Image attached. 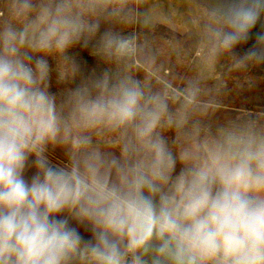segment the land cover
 I'll use <instances>...</instances> for the list:
<instances>
[{"label": "clouds", "instance_id": "clouds-1", "mask_svg": "<svg viewBox=\"0 0 264 264\" xmlns=\"http://www.w3.org/2000/svg\"><path fill=\"white\" fill-rule=\"evenodd\" d=\"M179 2L0 0V264H264V0Z\"/></svg>", "mask_w": 264, "mask_h": 264}, {"label": "crops", "instance_id": "crops-1", "mask_svg": "<svg viewBox=\"0 0 264 264\" xmlns=\"http://www.w3.org/2000/svg\"><path fill=\"white\" fill-rule=\"evenodd\" d=\"M153 2H160L165 7L169 5L180 6L179 0H153ZM260 30V24L258 23L256 28L253 29V39L249 40L246 44L238 45L235 52L242 54L246 51L254 42V34ZM157 34L163 35L166 38L169 35L168 30L163 27L157 29ZM163 46L168 58L178 67L186 68L187 64L190 63V58L187 55L180 56L178 50L174 46L168 45L167 43H164ZM183 47L186 52L191 51L194 47L193 41L191 39H186L183 41ZM217 75H219V73H217ZM234 75L239 79L229 82V91L224 96L223 108L236 109V111L247 108L250 109V113L264 112V64L255 67L250 66L248 70L250 83L245 82L243 75L239 73ZM52 158H63L62 153L57 149L52 153ZM81 231L83 232V229H81ZM83 234L86 237L89 235L87 232H83Z\"/></svg>", "mask_w": 264, "mask_h": 264}, {"label": "rangeland", "instance_id": "rangeland-1", "mask_svg": "<svg viewBox=\"0 0 264 264\" xmlns=\"http://www.w3.org/2000/svg\"><path fill=\"white\" fill-rule=\"evenodd\" d=\"M104 30V26L102 25L101 27V31ZM72 55H74L78 62L81 64L82 70L84 72L85 75L90 74L92 71H96L97 73L101 72L104 69V65L100 64V62L97 60V58L93 57L91 55V49H84L81 48L80 46H77L76 48H74L72 50ZM50 64H52V61L50 60ZM53 77H56V73L52 74ZM72 87H74L75 85H71ZM58 87L62 88L64 87L63 85H56L53 82V86L52 89L53 91H55ZM246 108H244L243 110H245ZM243 110H239L236 111V109H226L224 108V113L228 115L230 118L235 119L237 116H239L241 114V112H243ZM247 112H251L250 109L247 110Z\"/></svg>", "mask_w": 264, "mask_h": 264}, {"label": "built area", "instance_id": "built-area-1", "mask_svg": "<svg viewBox=\"0 0 264 264\" xmlns=\"http://www.w3.org/2000/svg\"><path fill=\"white\" fill-rule=\"evenodd\" d=\"M247 110H248V109L246 108L245 110H243V112H247Z\"/></svg>", "mask_w": 264, "mask_h": 264}, {"label": "trees", "instance_id": "trees-1", "mask_svg": "<svg viewBox=\"0 0 264 264\" xmlns=\"http://www.w3.org/2000/svg\"><path fill=\"white\" fill-rule=\"evenodd\" d=\"M54 159V158H53Z\"/></svg>", "mask_w": 264, "mask_h": 264}]
</instances>
